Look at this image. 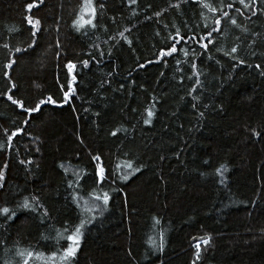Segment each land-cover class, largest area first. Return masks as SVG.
Returning a JSON list of instances; mask_svg holds the SVG:
<instances>
[{
    "label": "trees",
    "instance_id": "obj_1",
    "mask_svg": "<svg viewBox=\"0 0 264 264\" xmlns=\"http://www.w3.org/2000/svg\"><path fill=\"white\" fill-rule=\"evenodd\" d=\"M29 2L0 0V208L15 212L0 216V264H62L57 233L82 219L72 264H193L205 237L195 264H264V0L255 16L225 7L238 0H92L94 26L80 31L84 0L26 12ZM26 15L40 21L35 38ZM6 92L54 103L29 116ZM25 198L34 211L19 207Z\"/></svg>",
    "mask_w": 264,
    "mask_h": 264
},
{
    "label": "snow or ice",
    "instance_id": "obj_2",
    "mask_svg": "<svg viewBox=\"0 0 264 264\" xmlns=\"http://www.w3.org/2000/svg\"><path fill=\"white\" fill-rule=\"evenodd\" d=\"M41 2H42V0H41ZM132 2L135 3V0H132ZM238 3H239V5L241 7H235L234 8V4L233 3H227L225 5V7H227L228 9H234V12L236 14H238V15H245V13H249L250 16H255V15H257L258 13H260L262 11L260 9V7H259V4L261 3V0H238ZM36 6H37V4H36L35 0H33V2L26 3L25 11L26 12H30V10L33 9L34 7H36ZM201 6L204 7V8H207L214 15L218 11L217 8L211 6V4H208V3H204ZM95 11H96V9H95V7H93L92 0H84V4L82 5V8H81V14L77 15V18L73 21V27L75 28V30L76 31H80L86 24L94 26L93 22H92V19L91 18L84 19V16L88 15L89 17H93L94 18ZM222 16L223 17H228L230 19L231 24L234 27L239 28L237 20L234 17H230L228 11H223L222 12ZM24 20L27 22V24L30 26V28L32 30L31 31L32 37L35 38L36 32L39 29L40 21L38 19H36V20L32 19V17L30 15L24 16ZM214 24H215V26L211 27V29L208 31L207 37L200 38L198 41H197V37H195V36L191 37L190 39L193 40V41H197L201 48L207 50L208 44H211L213 42V40L211 39L212 33L213 32H217V31L220 30L221 19H216L214 21ZM205 27H208V25H205ZM241 30L243 31V29H241ZM120 35L122 36L123 33H121ZM180 39H182V37ZM204 40H207V43H205ZM178 42H179V40H177V43ZM2 46L4 48H8L9 47L7 43L3 44ZM28 47H32V45L29 44ZM57 47L59 48V45H57ZM24 50H26V49H24ZM20 51H22V49L17 47L16 48V52H20ZM176 51H177L176 44L174 43L168 49V51L161 50V56H167L170 53H174ZM230 52L231 53H236L237 52V48L236 47H232ZM225 55H229V53H225ZM230 58H234V57H230ZM14 62H15L14 60L10 59L8 63L4 64V68L5 69L11 68V66H12V64ZM83 63L85 65V67H87V63L88 62L84 61ZM65 67L68 70L69 77H72V73H73V70L75 69L76 65L74 63H72L71 61H69V62H67L65 64ZM192 67H193V69L196 68V64H195L194 61L192 62ZM256 67L259 69L260 65H256ZM193 74H195V72ZM261 75H264V71L261 72ZM4 77L9 79V83L10 84L12 83L11 79L9 78V73L7 71L4 72ZM73 79H74V77H73ZM197 83H199L198 80H197ZM13 87H14V85H13ZM72 90H73L72 89V79H70L69 80V84H68V91H66L64 93V100L65 101L69 100V93L72 92ZM9 91H11V89H9ZM4 95L6 96V98L8 100L11 101L12 104L16 105L17 108H21L22 111L25 112V113H28L29 116H31V114H33V113H36V112L40 111L41 106L44 105L45 103H49V104L54 103L52 97L49 96V97H47L46 100L45 99L39 100V102L35 104V107H27L21 101L13 98V96L7 95V92L4 93ZM152 115H153L152 111H148L149 119H145L144 120L145 124H148L150 122V118H151ZM25 122H27V119L25 120ZM4 131L7 132V129H5ZM21 131H22V129L17 128L10 135H7L8 147L12 146L13 137L17 136ZM113 135H115V133H113ZM252 135L253 136H259V135H261V133L257 132L254 129V130H252ZM4 147H5V145L3 143H0V151H2L4 149ZM99 160H100L99 156L93 157V161H99ZM21 163H25V162L21 161ZM27 163H31V161H28ZM6 166L7 165H5V167ZM126 166L129 169H132L134 172L135 171H139L138 168H133V165L131 163H128ZM116 167L120 168V165H117ZM216 173H217V175H219L221 177L223 175L221 169H217ZM95 175L101 181L105 178L104 177V169L101 167L100 164H97V166H96ZM124 178L126 179L127 175H125ZM3 180H4V171H3V169H0V181H3ZM71 186H72V184H71V182H69V187H71ZM32 199L35 201L36 197H33ZM93 199L100 200V197L96 196ZM103 203L105 205H107V203H108L107 194H105L103 196ZM38 206L39 205L37 204V207ZM19 207H23L24 209H28V210H33L34 211V209L30 208V205H29V202H28L27 198L24 199L23 204L19 205ZM9 211L10 210H9L8 207L0 208V216H5V214L9 213ZM45 215H47V213H45ZM13 216H15V212H12L10 215H6L5 216V222L7 220H11L13 218ZM88 223H91V220H88ZM84 227H85V221L82 219L80 221L79 225H76L75 227L66 225L64 227L63 234H61L59 232L57 233V238L58 239L66 240V246H64V245L60 246L62 248V251L59 252V260L62 262V264H72L74 258L76 257L77 251H78V249L80 248V245H81V237H82V234H83V228ZM42 238L47 239V237H42ZM209 244H210V238H208V237H205L203 239H198L196 241V243L194 245V247H195V252H194L195 260H194L193 264H195V261H198L199 258H200L201 245H205L206 246V245H209ZM57 251H59V249ZM55 255H56V253H53V256H55ZM27 256H29V257L32 256V253L28 252ZM23 264H28V261L24 260Z\"/></svg>",
    "mask_w": 264,
    "mask_h": 264
}]
</instances>
